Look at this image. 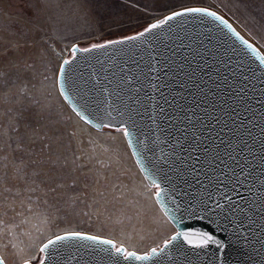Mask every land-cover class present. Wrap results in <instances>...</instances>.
Here are the masks:
<instances>
[{
    "label": "water",
    "instance_id": "water-1",
    "mask_svg": "<svg viewBox=\"0 0 264 264\" xmlns=\"http://www.w3.org/2000/svg\"><path fill=\"white\" fill-rule=\"evenodd\" d=\"M188 7L217 15L186 13L123 39L171 11L136 32L73 44L60 63L57 87L87 124L123 131L138 170L155 188V203L174 228L167 239L177 232H206L214 241L200 245L193 235L189 244L181 235L170 245L165 239L137 251L106 236L63 231L41 244L35 264H264V54L220 12ZM108 40L123 42L91 47ZM232 173L242 183H230ZM205 192L212 195L211 211L200 204ZM228 197L240 205L235 212L227 208ZM213 201L224 207L215 208ZM69 232L113 243L69 238L41 251L48 240ZM152 248L158 252L148 260L123 258L124 252L144 255ZM0 261L6 264L1 253Z\"/></svg>",
    "mask_w": 264,
    "mask_h": 264
},
{
    "label": "rangeland",
    "instance_id": "rangeland-1",
    "mask_svg": "<svg viewBox=\"0 0 264 264\" xmlns=\"http://www.w3.org/2000/svg\"><path fill=\"white\" fill-rule=\"evenodd\" d=\"M195 5L223 14L264 54V0H0V53L8 49L20 70L0 65L10 77L0 83V253L6 264L37 263L41 244L63 231L106 236L138 251L166 234L155 188L138 170L123 131L80 119L58 90L57 72L73 44L113 38ZM21 104L38 115L31 127L21 123L13 131ZM53 129L59 132L53 146L67 161L58 181L61 198L41 183L43 175H32L36 168L24 169L25 153L13 151L17 133L50 137Z\"/></svg>",
    "mask_w": 264,
    "mask_h": 264
},
{
    "label": "snow or ice",
    "instance_id": "snow-or-ice-1",
    "mask_svg": "<svg viewBox=\"0 0 264 264\" xmlns=\"http://www.w3.org/2000/svg\"><path fill=\"white\" fill-rule=\"evenodd\" d=\"M186 13H208L212 16H216V12H208V9L205 8H184L182 11H172L170 15L165 16L164 19L158 20L156 23H150L147 27H144L142 31L136 33L134 36H126L123 39L124 40H133L136 39L137 36H143L145 33L151 32L153 29L158 28L160 25L164 24L166 21H170L174 19L175 17H180L185 15ZM221 21H224V17L220 16L218 17ZM239 35V33H237ZM243 39V38H241ZM123 40H108L105 44H92V48H104L106 44H117L122 43ZM245 44H248V41H244ZM249 47H252V45H248ZM80 51L87 52L90 49L89 48H81ZM12 53L6 49L4 52L0 53V65H6L11 63L13 65V68L16 69L17 73L20 71L17 64H15L14 61L11 59ZM69 63L67 60L64 61V64ZM63 67V65L61 66ZM5 78H10L9 73H6L3 71V68L0 67V83L5 82ZM18 78V76H17ZM163 111V109H161ZM38 114L34 113L29 110V107L27 105L21 104L20 108L17 110V115L14 117L15 124H10V128H12L13 131H15L16 127H18L21 123H23V126L25 128L31 127V121L36 118ZM127 130L125 129V132ZM59 136V132L56 129L52 130V136L48 137L47 134L45 136L35 137V136H29L27 132H21L17 133L16 137L14 138V144L15 147L13 148V151H19L23 152L27 155L29 158L27 161L22 160L21 163L24 165V169H27L29 166L36 168L37 171L33 172L32 175L36 178H40L41 175H43V179L41 180V183H45L48 186V191L57 198H61L63 193L60 191L64 188V185L62 183H59L58 181L63 178L64 170L67 168V161L61 160V156L58 153L57 149L53 146L56 143V137ZM8 148H12V144L7 145ZM35 157V158H32ZM14 164V160L12 161ZM6 167V165H5ZM47 169L48 171L45 173H42L41 170ZM23 170V169H18ZM193 170H189L187 172L188 175L192 174ZM50 173V174H49ZM199 175V173H196ZM225 173L221 171V175H224ZM240 176H243V173L239 174ZM5 177L3 175H0V180L4 179ZM234 178V179H233ZM229 182L233 183L235 186L236 184L242 183L237 178L236 173H232L230 177H228ZM213 180V177H209L208 183L211 184ZM197 184L200 183L199 180L195 181ZM75 181H73V187L75 186ZM220 183H223V181H220ZM215 186V185H213ZM159 187V185H157ZM205 188V185L201 186V190L203 191ZM35 191V189H33ZM190 191H192L190 189ZM195 193V192H194ZM159 195V193H157ZM184 195L188 196V193H184ZM206 199L200 198V204L204 205L206 208H208L209 211L212 210V208L208 207V201L212 200V195L210 192H205ZM193 199H197L198 197L194 194L192 195ZM241 199H245L244 197H241ZM228 200L230 201L227 204V208L235 212L237 209L240 208V205L236 204L235 201L231 200V197H228ZM213 204L215 208L220 209L224 207L221 203L217 201H213ZM235 205V207H233ZM242 211V209H240ZM181 235H183L184 239L188 241L189 244L192 243L191 237L193 235L199 236V244L200 245H207L209 242L214 241V237L206 232L202 233H193V232H184L180 233L177 232L175 236L171 237L170 239H167L164 241V245H170L174 240L179 238ZM69 238H78L82 240H91V241H98L103 244L112 245L111 240H101L99 236L94 235H88L86 233L81 232H69L65 235H57L55 236L54 240H48V243L44 245V248L41 249L43 252L44 249L48 248L49 245H54L58 241H63ZM159 251H163V249H159ZM116 253H122V247H115ZM158 252L157 248H152L149 253H146L144 255H137L135 252H124L123 258L125 260H128L130 258H134L136 260H148L152 255L156 254ZM0 264H2V261H0ZM24 264H30L29 261H24ZM43 264V262H41Z\"/></svg>",
    "mask_w": 264,
    "mask_h": 264
},
{
    "label": "crops",
    "instance_id": "crops-1",
    "mask_svg": "<svg viewBox=\"0 0 264 264\" xmlns=\"http://www.w3.org/2000/svg\"><path fill=\"white\" fill-rule=\"evenodd\" d=\"M142 179V178H141ZM143 180V179H142ZM150 188V187H149ZM153 193H154V191H152V193H151V195H152V197H153ZM157 205V204H156ZM157 208H158V206H157ZM159 209V208H158ZM160 210V209H159ZM161 212V211H160ZM162 213V212H161ZM162 215H163V213H162ZM160 216V215H159ZM163 217L164 218H166L164 215H163ZM163 217H160L161 218V221L160 222H162V225H161V232H166V234H164V235H162L161 236V240H160V242H162L163 240H165V239H167L168 237H169V235L172 233V227H171V223L168 221V219L166 218V220H167V222L166 221H164V219H163ZM159 241L156 243V244H152V245H150V246H148V248L149 247H152V246H156V245H159V243H160ZM147 248V249H148ZM138 251V250H137ZM143 251H146V250H143Z\"/></svg>",
    "mask_w": 264,
    "mask_h": 264
},
{
    "label": "trees",
    "instance_id": "trees-1",
    "mask_svg": "<svg viewBox=\"0 0 264 264\" xmlns=\"http://www.w3.org/2000/svg\"><path fill=\"white\" fill-rule=\"evenodd\" d=\"M144 26H145V25H144ZM144 26H141V27H139V28H137V29H135V30L129 31L128 33L119 34V35H117L116 37H118V36H123V35L129 34V33L136 32V31L142 29ZM106 39H107V38H106ZM106 39H103V40H106ZM108 39H109V38H108ZM103 40H101V41H103Z\"/></svg>",
    "mask_w": 264,
    "mask_h": 264
}]
</instances>
